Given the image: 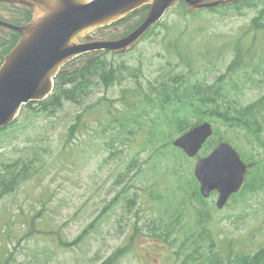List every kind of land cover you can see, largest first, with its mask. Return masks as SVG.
I'll return each mask as SVG.
<instances>
[{"label": "rangeland", "instance_id": "rangeland-1", "mask_svg": "<svg viewBox=\"0 0 264 264\" xmlns=\"http://www.w3.org/2000/svg\"><path fill=\"white\" fill-rule=\"evenodd\" d=\"M245 2L213 8L217 11L177 3L133 49L98 50L102 54L86 61L103 56L115 67L122 65L111 86L98 82L84 104L66 102L55 115L40 116L24 128L23 114L11 129L0 131V160L26 156L30 146L45 143L51 153L45 154L48 161L38 176L0 200V264H104L125 246L131 251L111 264H181L185 256L179 259L176 252L199 256L210 251L205 241L209 230L219 236L218 250L224 255L228 245L234 252L264 245V169L247 174L251 186V178L258 176L257 187L231 195L219 209L218 193L204 198L196 185L197 159L169 143L174 137L169 130L165 137L163 131L152 133L161 109L153 104L148 108L146 98L149 88L170 71L193 82L213 83L226 71L236 44L250 48L260 61L252 79L235 77L240 98L247 103L261 97L264 30L257 32L253 20L264 3ZM149 11L140 7L122 25L106 27L103 33L98 29L96 35H127ZM86 105L92 123L68 136ZM217 131L214 143L219 137L231 140L246 163L264 160V132L263 142L257 143L224 125ZM11 132L14 136L8 137ZM212 149L205 146L199 155Z\"/></svg>", "mask_w": 264, "mask_h": 264}, {"label": "trees", "instance_id": "trees-1", "mask_svg": "<svg viewBox=\"0 0 264 264\" xmlns=\"http://www.w3.org/2000/svg\"><path fill=\"white\" fill-rule=\"evenodd\" d=\"M247 1L239 0L237 3L226 7H239L244 2L248 3ZM262 2L264 3V0ZM143 8L149 10L150 7L144 6ZM221 9L223 10V7ZM211 10L217 11L219 9ZM138 11L140 10L135 12ZM144 18L141 19V22ZM126 20L127 18L113 24L117 25ZM253 25L257 32L264 30V8L260 10L259 14L253 20ZM233 49L234 56L227 66L226 71L221 76H218L213 83H205L202 81L193 82L182 73H177L176 75L170 71L168 78L157 81L153 84L152 89L149 88L150 94L146 96L148 99L147 107L149 108V105L153 104V109H161V114L158 115L157 120H154V131L152 129V133H161L163 131L162 137H165L166 130H169L174 137L170 136L168 141L170 144H173L176 137L175 134L180 135L194 125L209 120L215 122L218 126L215 125L214 135L204 147L208 146L212 149L216 145L218 141L214 143V137L218 135L217 128L221 125L236 129L242 134L255 139L257 143L263 142L264 94L254 101L245 103L240 98L239 84L235 78L238 75L245 74L246 77L252 79V76L260 70V61H256L250 48H242L240 44H236ZM115 66L109 64L103 56H100L97 59L89 60L73 72L63 73L57 79L54 92L47 99L34 106H26L24 112H27H22V115L26 114V116L21 127L24 128L26 124H33L40 116L51 117L55 115L56 112L64 107L66 102H73L80 105L83 100L91 97L95 87L99 86L98 82L105 86H111L120 77L119 72L122 67V65ZM94 75H96L98 80ZM130 75L133 74L131 73ZM82 108L84 110L75 116L74 122L68 128V136L70 137L75 136V134L80 132L81 128L88 127L92 123L90 105ZM84 116H86V119ZM13 126H10L8 129H11ZM12 136H14L13 132L8 134V137ZM31 139L34 140V138ZM219 139L225 140L222 137H219ZM229 141L231 142V140ZM176 149L184 155L180 148L176 147ZM48 150L47 143L32 145L28 150L29 152L25 154L26 156L23 155L19 158L0 160V200L15 192L22 183L32 180L43 171L48 161L45 154L51 155ZM248 165L249 176L252 174L253 169L258 172L262 171L261 168L264 169V160H254L249 162ZM253 180L252 186L257 187L258 176L252 177L251 181ZM196 185L199 187L197 180ZM252 186L247 178L240 192L243 193L252 190ZM199 196L202 198L200 194ZM208 232L206 234V238L208 237V239L205 241L211 246L210 251L204 254L197 252L198 255L200 254L199 256L195 254L184 255V253L176 252L179 259L185 256L181 264H264V245L251 252H234L232 245H228V253L224 255L220 249L218 250L217 239L219 236L215 234V231L209 230ZM78 242L75 241V244ZM129 251H131V246L119 248L108 258V262L104 264L115 262ZM189 258L191 259L189 260Z\"/></svg>", "mask_w": 264, "mask_h": 264}, {"label": "water", "instance_id": "water-1", "mask_svg": "<svg viewBox=\"0 0 264 264\" xmlns=\"http://www.w3.org/2000/svg\"><path fill=\"white\" fill-rule=\"evenodd\" d=\"M36 9L33 20L20 29L22 37L0 68V129L13 123L23 105L41 101L51 94L54 77L68 61L81 54L106 50L123 53L133 49L148 29L181 0H10ZM194 10L216 8L238 0H184ZM150 5L149 14L129 34L121 38L87 36L112 24L132 11ZM81 63L80 65H82ZM76 65L61 73L71 72ZM210 121L195 125L173 141L189 157H196L213 136ZM211 161V165L205 162ZM248 164L227 140H221L207 155L198 156L194 173L204 198L218 193L222 209L230 196L246 182Z\"/></svg>", "mask_w": 264, "mask_h": 264}, {"label": "flooded vegetation", "instance_id": "flooded-vegetation-1", "mask_svg": "<svg viewBox=\"0 0 264 264\" xmlns=\"http://www.w3.org/2000/svg\"><path fill=\"white\" fill-rule=\"evenodd\" d=\"M183 3V1L181 2ZM231 5V4H229ZM228 6V5H226ZM36 9L31 7L28 4L25 3H16L12 2L10 0H0V68L4 64L7 56L10 54V52L15 48V46L18 44L22 37V33L20 29L24 28L26 25H28L35 16ZM128 17V16H127ZM126 17V18H127ZM124 18V20L126 19ZM108 27V26H106ZM106 27L97 28L96 30L91 31L89 34L85 35L81 38L82 42H87V36L91 35L93 37L103 36L102 34L96 35V31L99 29L101 33H103L104 29ZM116 36V35H115ZM120 37V35H119ZM103 38H115L114 35L109 37H103ZM102 54V51H90L88 53L81 54L72 60H68L60 69V72L62 70H66V68L69 65H72L71 68L74 66L86 62L90 57H94L97 55ZM68 68V67H67ZM79 68V67H78ZM78 68L74 69L77 70ZM72 70V71H74ZM60 76V74H57L56 77H54V89L55 85L57 83V79ZM54 92V90H53ZM52 92V93H53ZM40 101H33L30 102L26 106H34L36 104H39ZM26 106L22 107V111L26 108ZM9 128V126L7 127Z\"/></svg>", "mask_w": 264, "mask_h": 264}, {"label": "bare ground", "instance_id": "bare-ground-1", "mask_svg": "<svg viewBox=\"0 0 264 264\" xmlns=\"http://www.w3.org/2000/svg\"><path fill=\"white\" fill-rule=\"evenodd\" d=\"M51 94H52V93H51ZM51 94H50V95H51ZM50 95H48L45 99H47ZM45 99H43V100H45ZM43 100H41V101H43ZM41 101H40V102H41ZM198 156H200V155L198 154ZM198 156H196V157H191V158H196V159H197Z\"/></svg>", "mask_w": 264, "mask_h": 264}, {"label": "snow or ice", "instance_id": "snow-or-ice-1", "mask_svg": "<svg viewBox=\"0 0 264 264\" xmlns=\"http://www.w3.org/2000/svg\"><path fill=\"white\" fill-rule=\"evenodd\" d=\"M205 163H207L208 165H211L212 162L211 161H208V162H205Z\"/></svg>", "mask_w": 264, "mask_h": 264}]
</instances>
